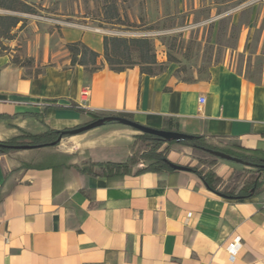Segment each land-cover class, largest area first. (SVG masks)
Segmentation results:
<instances>
[{"label":"crops","instance_id":"obj_1","mask_svg":"<svg viewBox=\"0 0 264 264\" xmlns=\"http://www.w3.org/2000/svg\"><path fill=\"white\" fill-rule=\"evenodd\" d=\"M258 28L244 26L233 56L194 82L177 79L172 70L154 77L138 67L113 72L103 57V36L77 28H63L61 41H82L101 55L103 66L92 76L71 67L65 55L62 65L29 78L0 53V141L83 125L89 116L69 109L78 105L129 114L154 129L171 122L188 135L264 147V30L255 42ZM242 54L262 59L260 79L246 76V64L237 71ZM126 128L71 136L63 152L93 163L124 162L136 136ZM53 148L0 156V264H264V191L227 199L182 171L109 181L78 172L72 167L78 160L58 157ZM169 159L195 166L184 151ZM247 169L224 161L217 174L229 181ZM237 239L242 249L231 261L227 247Z\"/></svg>","mask_w":264,"mask_h":264},{"label":"rangeland","instance_id":"obj_2","mask_svg":"<svg viewBox=\"0 0 264 264\" xmlns=\"http://www.w3.org/2000/svg\"><path fill=\"white\" fill-rule=\"evenodd\" d=\"M31 13L0 8V16H18L23 22L13 29L12 39L0 37V53L9 55L11 64L22 69L25 77H38L48 66L62 65L66 44L61 41L63 28H77L107 37L149 39L160 66L172 70L179 80L208 79L210 69L233 56L244 26L259 27L257 42L264 30V0H22ZM104 57V56H103ZM256 80L263 70L262 59L238 58L237 71ZM123 127L117 124L106 125ZM131 130V128H126ZM136 135L138 132H135ZM53 148L62 157L68 138ZM228 147L229 140H211ZM66 145V147H65ZM195 163L211 159L205 153L184 148ZM68 161L85 162L78 155ZM67 158V159H68ZM91 162V161H90Z\"/></svg>","mask_w":264,"mask_h":264},{"label":"trees","instance_id":"obj_3","mask_svg":"<svg viewBox=\"0 0 264 264\" xmlns=\"http://www.w3.org/2000/svg\"><path fill=\"white\" fill-rule=\"evenodd\" d=\"M0 8L22 13H31L32 11L30 6L22 0H0ZM22 22L23 20L18 16H0V37L12 39L11 33L13 29ZM103 45L104 59L113 72L121 73L138 67L141 74L154 77L166 71V68L160 66L157 62L153 53V44L149 39H126L105 36ZM66 49L70 53L71 67L82 66L89 76L101 70L103 66L99 64L101 55L82 41L67 43ZM69 109L89 116L90 121L72 129L55 130L48 128L42 134L23 132L10 140L0 141V156L17 151L22 146H30L32 149L55 147L59 143L56 145L54 143L60 138L68 137L70 130L77 129L104 117L121 116L133 120L129 114L100 113L84 109L78 105H71ZM33 115L39 116L38 114ZM112 124L117 123H107L105 126ZM164 130L179 132L178 128L174 127L171 122L166 124ZM192 136V140L167 142L154 135L138 133L135 136L131 155L124 162L93 163L89 161L83 163V165L72 167L82 174L103 177L109 181L120 180L128 175L139 176L149 172L174 173L178 171L173 170L168 164V162H171L169 159L170 153L184 148H191L211 157V159H199L204 166L203 168L191 167V172L196 174L211 192L227 199L236 200L258 196L264 191V147L258 146L255 149H249L243 147L239 141L231 139L228 147L222 148L212 143L211 139L204 135ZM211 151H220L237 158L243 162L242 165L249 169L244 173L231 177L229 181L224 180L217 174L219 163L224 162V160L212 155ZM230 163L236 164L234 162ZM23 167L37 166L25 164Z\"/></svg>","mask_w":264,"mask_h":264},{"label":"water","instance_id":"obj_4","mask_svg":"<svg viewBox=\"0 0 264 264\" xmlns=\"http://www.w3.org/2000/svg\"><path fill=\"white\" fill-rule=\"evenodd\" d=\"M107 123H117L119 125L129 127L131 129H134L136 132L141 133V134H149V135H154L157 136L167 142L171 141H176V142H181V141H186V140H192L193 136L188 135L185 133L181 132H173V131H166L163 129H154L150 128L147 126H144L136 121H133L131 119L121 117V116H108L104 117L102 119H99L97 121H94L92 123H89L87 125H84L82 127H79L77 129L70 130L68 132L69 135L74 136L78 134H82L100 127L105 126ZM62 141V138H60L54 145L60 144ZM21 149H32L30 146H22L19 147V150ZM211 154L214 155L215 157L228 161V162H234L237 164H243V162L237 158H234L226 153L220 152V151H211ZM169 166L175 170V171H182V172H191V168L187 166H183L177 163L173 162H168Z\"/></svg>","mask_w":264,"mask_h":264},{"label":"built area","instance_id":"obj_5","mask_svg":"<svg viewBox=\"0 0 264 264\" xmlns=\"http://www.w3.org/2000/svg\"><path fill=\"white\" fill-rule=\"evenodd\" d=\"M84 96H87L88 94V89L84 90L82 93ZM201 102L204 103L205 99L202 98ZM242 249V243L240 239H237L227 247V252L230 254V259L231 261H235L237 259L238 254L240 253Z\"/></svg>","mask_w":264,"mask_h":264},{"label":"bare ground","instance_id":"obj_6","mask_svg":"<svg viewBox=\"0 0 264 264\" xmlns=\"http://www.w3.org/2000/svg\"><path fill=\"white\" fill-rule=\"evenodd\" d=\"M65 147H66V145H65Z\"/></svg>","mask_w":264,"mask_h":264}]
</instances>
